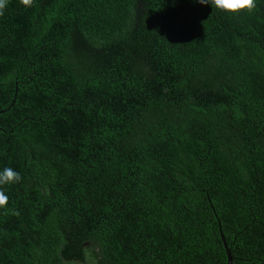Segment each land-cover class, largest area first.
<instances>
[{
  "label": "trees",
  "instance_id": "obj_1",
  "mask_svg": "<svg viewBox=\"0 0 264 264\" xmlns=\"http://www.w3.org/2000/svg\"><path fill=\"white\" fill-rule=\"evenodd\" d=\"M4 168L0 264H264V0H8Z\"/></svg>",
  "mask_w": 264,
  "mask_h": 264
},
{
  "label": "clouds",
  "instance_id": "obj_2",
  "mask_svg": "<svg viewBox=\"0 0 264 264\" xmlns=\"http://www.w3.org/2000/svg\"><path fill=\"white\" fill-rule=\"evenodd\" d=\"M201 5H211L212 8L228 13L229 17L238 16L242 12L252 13L256 8V0H196ZM20 3L27 7H32L34 0H20ZM8 0H0V16L4 14ZM21 180L20 173L12 168H4L0 171V186L5 184L18 183ZM8 197L0 190V208H5ZM19 215V212H14Z\"/></svg>",
  "mask_w": 264,
  "mask_h": 264
},
{
  "label": "water",
  "instance_id": "obj_3",
  "mask_svg": "<svg viewBox=\"0 0 264 264\" xmlns=\"http://www.w3.org/2000/svg\"><path fill=\"white\" fill-rule=\"evenodd\" d=\"M222 239H223V237H222ZM227 255H228V262H227V264H231V256H230L229 250H227Z\"/></svg>",
  "mask_w": 264,
  "mask_h": 264
}]
</instances>
